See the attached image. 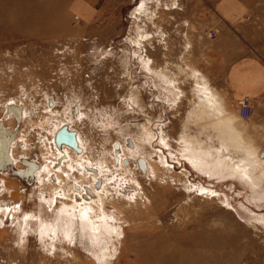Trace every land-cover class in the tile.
Masks as SVG:
<instances>
[{
  "label": "rangeland",
  "instance_id": "rangeland-1",
  "mask_svg": "<svg viewBox=\"0 0 264 264\" xmlns=\"http://www.w3.org/2000/svg\"><path fill=\"white\" fill-rule=\"evenodd\" d=\"M217 1L46 0L48 23L0 36V264H97L93 209L61 211L53 196L79 203L81 187L98 178L97 211L124 228L144 221L176 234L185 223L191 240L225 264H264V94L250 98L252 113L242 118L204 35L232 34ZM243 1L241 39L259 48L264 64V0ZM4 5L0 17L18 25ZM78 162L94 172L79 171ZM119 187L135 193L121 198ZM105 226L96 237L111 238L117 251ZM136 232L146 231L124 234L127 260L139 253Z\"/></svg>",
  "mask_w": 264,
  "mask_h": 264
},
{
  "label": "bare ground",
  "instance_id": "bare-ground-1",
  "mask_svg": "<svg viewBox=\"0 0 264 264\" xmlns=\"http://www.w3.org/2000/svg\"><path fill=\"white\" fill-rule=\"evenodd\" d=\"M3 1L4 0H0V6H1V4L4 5ZM7 1L11 2L12 0H7ZM45 1L46 0H14L12 3H6L4 5L5 7H3V8H5L7 10V12H11V13L13 12V13L17 14L20 18V21H19V23H17L18 25H15L11 21L7 22L5 20V18L3 19L0 17V36L5 35V33L14 34L17 30L23 29L29 23L30 24L31 23H33V24L48 23V19H50V13H49V10L44 9L45 7L43 5H44ZM2 21H4L3 24L1 23ZM206 99L203 102H207L208 99H207V101H206ZM207 107H209V106H207ZM18 108H20V107H18ZM212 108H213V106H212ZM16 109H17L16 107L12 108V110H16ZM16 114H17L16 117L19 115L17 117V119H20L21 118L20 111L18 112L16 110ZM221 116H222V114H221ZM208 119H209V117H208ZM224 119H225V117H224ZM228 119L229 118H227L226 122L228 121ZM213 120L215 121L216 119H213ZM219 120L224 121L221 118V119H218L217 122H219ZM220 122H219V124H223V122L222 123H220ZM215 123H216V121H215ZM211 125L214 126L213 123ZM225 125H224V127H225ZM222 126L223 125H218V127H222ZM227 129H228V126H227ZM227 129H226V131H227ZM144 130H145L144 132L146 134L145 135V141H147L148 143L152 142L154 135L150 131V129L148 128L147 125L144 127ZM217 130H219V129H217ZM3 131L7 132V129L4 128ZM224 133L225 132L220 133V134L224 135ZM12 134H13V132H12ZM228 134H230V133H228ZM63 136H64L65 142L72 145L73 148L74 147L78 148L75 138L73 139L70 133H66ZM17 138L15 140H17ZM229 138H227V139H229ZM231 141H232V139H231ZM14 142L11 144L13 145ZM128 142L131 143L130 141H128ZM184 142L186 143V145L188 147L193 146V147H197L199 149H202V147L198 146V143H196V144L194 143L192 145L191 140L188 141L187 139H184ZM231 145L234 146L235 144L233 145V143H231ZM207 149L208 148H205V150H207ZM249 151H252V150H249ZM209 155L212 157L213 160L221 157L218 154L213 156L209 153ZM77 164H79V171H83L86 169L88 173H89V171L94 172L93 169H91V168L89 169L88 167H86L84 163L78 162ZM223 165L226 166L227 162H225ZM29 166H30V164L28 165V167ZM32 166H30V170L34 169ZM230 166H232V165H230ZM245 166H248V165L245 164L244 168H245ZM228 167H229V165H228ZM235 167H237L238 170L244 171V173L246 171L249 172V170H251L249 168L250 166L248 167L249 169L246 171H245V169L240 168V166H235ZM231 168L233 169V167H231ZM20 172L22 174H24L25 176H26V174H27V176L30 175V173H28V171H26V170H23ZM245 174L247 175V173H245ZM248 177H249V179H250V177H252V179H253L254 176L248 175ZM256 181H258V180H256ZM96 182L93 185H91V184H86V185L81 184L80 185V186L85 185V186L81 187V190H83V188L85 190V193H84L85 199H80L79 203H76V201H67L66 199H63L64 197L62 195H59V194H55L53 196L55 206L58 203L59 204V210H61V211H66L65 207L70 209L71 204H75L76 207H78V206L84 207V211H85L86 207L93 209L91 211V214L93 216V220L91 221L90 219H88L87 224H88L89 230L91 229V233L95 238V242L98 243L97 246L99 245V248H100V250H98V251H100V256H98V255L94 256L96 259L95 263H97V264H111L114 262L113 264H225L224 263L225 256L223 254L221 256H219V253H217L216 255H213V254L210 255V254H208L207 250L204 249L203 246H198L196 239L194 241H193V239L191 240L190 237H192V235L189 234L190 232L188 233L185 230L186 229L185 223L182 224V227L179 228V230L176 234H173L171 229H169V228L163 229V225H153V224L148 225V223H143L144 221L142 223L133 224V226L130 225L131 227L128 226V228H124V225H122V222L116 223V221L118 220L117 216L113 215L112 213L110 215H106L105 210H102V213H99L95 206H97L101 202L102 194L104 191L100 185V179L99 178L96 180ZM253 182H254V185L257 186V184H255V181H253ZM257 183H259V181ZM259 188H260V186H259ZM118 189H117V194L121 198H123V197L124 198H130L135 193L133 191V189H131L129 191L126 188L124 189L122 187H119ZM126 191H127V194L125 193ZM53 197H52V199H53ZM108 197L110 198L111 194L108 193ZM52 199H51V201H52ZM162 201H163V199H162ZM137 207H139V206H137ZM115 208L116 207H112V209H115ZM139 212H140V210H139ZM85 216L86 215H84V217ZM173 216L175 218V217H177V214L174 213ZM96 218L99 219L98 222H96ZM134 221H136V220H133V222ZM100 224L106 225L104 228V229H106V231L110 228L111 232L114 233L113 237L117 238L118 245H120L119 249H117V251L113 247L112 243H109V240L111 238L108 241H105V240L99 241V239L96 237V232L98 231ZM82 226L85 227L84 225H82ZM133 227H136V228L140 227L141 229L145 230L146 232L145 233L142 232L141 234H138V232L135 233L134 238H136L137 241L135 243H133V245L138 247L139 253H138V255H135L136 258H134L133 260H127V258H126L128 255L127 250L130 249L128 247L131 245L126 244V241L124 240V238H125L124 234L126 233V231H130ZM46 232H48L47 234H49L52 231L51 230H45L44 233H46ZM122 235H123V238H121ZM71 236H73V235L71 234ZM140 236H142L143 238H139ZM89 241H91V240H89ZM92 243H93V241H92Z\"/></svg>",
  "mask_w": 264,
  "mask_h": 264
},
{
  "label": "crops",
  "instance_id": "crops-1",
  "mask_svg": "<svg viewBox=\"0 0 264 264\" xmlns=\"http://www.w3.org/2000/svg\"><path fill=\"white\" fill-rule=\"evenodd\" d=\"M110 1L112 6L119 3L118 0ZM73 5L77 11L84 12L80 4ZM215 10L232 27V34L213 42L212 55L223 62L225 81L233 97L255 100L264 94V64L259 48L252 49L249 43L241 39L247 30L242 25L247 16V5L243 0H218ZM85 14L89 13L85 11ZM236 31L239 32L237 37L234 35Z\"/></svg>",
  "mask_w": 264,
  "mask_h": 264
},
{
  "label": "built area",
  "instance_id": "built-area-1",
  "mask_svg": "<svg viewBox=\"0 0 264 264\" xmlns=\"http://www.w3.org/2000/svg\"><path fill=\"white\" fill-rule=\"evenodd\" d=\"M76 21H78V16L74 17ZM204 35L206 37H208V39L210 38L211 41H215L216 39V34L213 31H208L205 30L204 31ZM237 110L238 113L240 114V116L242 118H246V117H250L251 113H252V104L250 101L249 97H242L240 99L237 100Z\"/></svg>",
  "mask_w": 264,
  "mask_h": 264
},
{
  "label": "snow or ice",
  "instance_id": "snow-or-ice-1",
  "mask_svg": "<svg viewBox=\"0 0 264 264\" xmlns=\"http://www.w3.org/2000/svg\"><path fill=\"white\" fill-rule=\"evenodd\" d=\"M17 207H19V206L17 205Z\"/></svg>",
  "mask_w": 264,
  "mask_h": 264
}]
</instances>
